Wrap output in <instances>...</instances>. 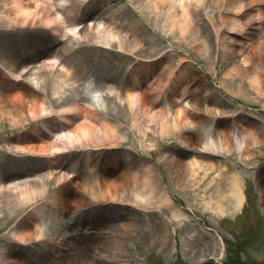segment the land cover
Listing matches in <instances>:
<instances>
[{"label":"bare ground","instance_id":"bare-ground-1","mask_svg":"<svg viewBox=\"0 0 264 264\" xmlns=\"http://www.w3.org/2000/svg\"><path fill=\"white\" fill-rule=\"evenodd\" d=\"M38 1L41 2L36 3ZM70 1L0 0L1 25H6L7 20H9L11 22L7 26L19 28V34L22 32L20 29H25L28 26L49 28V30L47 29L48 33L63 39L68 37L69 41L74 43V45L63 46L54 50V48L49 49L47 46L51 45V42L44 41L41 43L37 40L39 47L30 46L29 43L22 44L1 56L0 69L4 76L14 75L18 66L17 63L25 58L30 62L33 56L41 51L42 47L48 49L44 50L51 53L54 50L52 56L46 58L49 60L45 59V62H43L44 68L49 66V68L55 66L58 68L54 74L44 69L40 72H38L40 69H33L28 72L29 75L26 78L38 90L42 89L44 91L46 89L45 91L49 93L53 106L51 111L47 110L42 105L41 98L36 97L30 100L28 92L17 98L12 106L13 111L20 114L21 109L27 105L25 114L29 115L28 120L35 121L38 119L39 122L36 121L37 125L32 129L33 131H30L31 137L26 136L25 140H16L15 148L18 149L15 152L21 153L23 149H27L30 155H49L57 151H65L66 144L76 146L81 138L85 139L87 144L92 147L90 151H84L77 157L71 154H62L69 163L66 168H63V172L59 174L56 170L64 165L66 166V164L59 162L60 159L47 163L43 168L37 166L34 168V164L33 168L35 170L43 169L34 176L44 174V178L43 180L29 182L27 185H16L15 181L22 183L25 179L23 177L16 179L11 174L4 177L6 170L9 169V171L14 172L15 169L14 160L8 159L6 161L5 170L0 172L3 173L2 176L0 175L1 205L5 201L11 200V213H13V210L29 208L34 214V219L31 217V220L24 219L19 223L17 229L13 232L14 237L21 242L31 240L37 244L43 243L40 241V237L45 226L44 219L47 216L51 217L52 214L56 215L55 212H57L58 207L63 212L65 211V208H61L59 205L58 194L61 195L63 202L75 201L76 198H80L81 201L83 196L94 200L95 194H101V191L97 190V186L95 187L96 183L99 188L112 185L113 191L108 198L110 200L101 196V202L113 203L114 200L128 202L130 199V202H135L136 207H139L140 204L143 207L145 202L148 203L147 200H152L154 201L153 204L156 202L157 206L169 210L172 218H182L181 211L173 207L168 193L159 183L154 165L149 164L148 161L142 159L130 149L121 150L119 148L120 151H116L117 142L125 137L124 131L127 129L143 135L146 133L153 136L156 134V136L172 135L185 146L193 145L195 149L197 147L193 156L189 155L184 163L177 156L176 158L162 156L170 181L181 189L189 190L194 185L197 189L204 188L206 190L215 180L216 188L211 196V199L214 197V201H210L206 207L212 211L214 210L215 214H223L226 203L232 205L234 210L240 209L244 197L237 174H231L229 178L225 179L224 177L220 181L219 171L220 168H224L222 165L224 161L217 156L232 150L244 154V151L246 152L251 145L254 146L259 142L260 128L249 122V120L243 119V121H240L228 117L229 111L225 107L222 108L223 102L217 98L216 91L207 85L198 70L184 64L180 67H174L176 61L174 62L168 55L165 58L160 57L155 62L133 66L128 76H122L120 80L114 81V78H108L111 79L109 82L103 81L105 83L101 84L100 81L95 82L92 80L87 86L84 85L86 83L81 80L82 72L79 70L78 65H80L79 62L84 63L89 59L83 61V48H78L74 55L68 56V54L74 52L73 46L77 42L88 44L93 42L100 46L103 45L102 47L106 49L98 48L97 51L108 54L103 57V61L98 60L101 61L98 63H100L102 69L99 73L101 75L114 74L121 63L123 64L127 59V55L123 56L120 53H131L133 56V52L141 45L143 30L137 20L130 24L129 19L116 10L109 11L108 5L104 3L106 0H95V3L97 1L100 3L96 10L91 7L92 0H80V3L74 2L75 0ZM128 1L132 2V0ZM205 1L204 8V0H194L195 8L197 6L203 7L205 10L203 14H205L207 20L210 22L215 20L218 25L224 26L219 36L214 33L215 40H217L212 43L214 47L219 45L218 48L222 52L223 62L226 64L222 77L230 81L239 79L255 97L262 96L261 88L264 86V0H220V5L217 4V6L216 0ZM104 5L105 10L102 8ZM134 8L138 9L143 18L149 23L151 22L154 27L158 28L159 23L162 22L160 23L162 25L160 31L165 32L164 30H167L171 37L175 35L174 38L189 46L197 55H204L203 49H201L203 32L198 27L200 24L193 23L194 20H191L187 15L182 0H139ZM241 9L244 11L237 18L236 15ZM226 11L232 14L227 16ZM83 19H87L84 24L87 23L88 26H79L78 21ZM197 20L200 22L199 19ZM201 22L206 23L203 19ZM3 37L5 36L3 35ZM242 37L246 42L243 47L239 46L242 44L240 41ZM2 38L0 43L5 44ZM248 42L253 44L248 45ZM112 47L116 48L119 54L115 55L116 53L111 52ZM90 52L92 57H97L96 54L94 55L96 49ZM137 54L135 53V55ZM63 55H66V60L62 65L60 58ZM181 58L178 57L177 60ZM161 65H168L170 71L165 73L160 68L157 69ZM149 70H151V74H148ZM143 76L148 78L152 76L153 80H142L141 77ZM2 79L1 77L0 86H3L4 82L7 81V84L4 85L6 89H3L5 94L10 86V80ZM170 83L173 85L174 90L172 87H168ZM224 87L226 88V86ZM166 88L171 93H168ZM178 88H180L179 96L175 93ZM95 92H98L93 95L97 104L92 100L89 101L87 97L86 102L81 104L75 100L76 98L69 97L72 94L76 95V93L78 97H81V93L90 95V93L94 94ZM3 93L0 94V97L4 95ZM172 94L174 95L172 96ZM183 98L186 105L173 108L172 104L182 103ZM121 102L126 107H122V105H118V107L114 104ZM55 113L59 115L61 120L60 125L62 127L58 129H56L57 124L53 121ZM115 113L119 115L116 116ZM72 114H81L82 117L74 126L68 128L63 124L72 121ZM125 114H127V119H125ZM7 115L13 118L11 112H8ZM123 115L124 118H122ZM214 118L222 120L221 124L215 123ZM13 120L16 121V119ZM154 121L158 122L159 132L157 133L155 131L157 126L152 125ZM198 126L200 131L196 133L193 141L189 137V134L192 133L190 130ZM56 130L61 131V134L53 139L52 132H57ZM23 141L30 144L24 146ZM142 141L141 144L144 145V139ZM97 149L103 150L105 153L101 167L110 166L117 171L113 179L106 181L105 174H102L101 178H97L100 175L98 173L94 175L90 170L91 165L89 163ZM117 155L121 157V160L116 158ZM248 156L246 155L244 160ZM80 162L84 163L88 169L89 177L83 178L80 176L73 185L74 189L70 188L68 191L61 189L59 193L61 184L65 185L68 182L65 186L70 187V179L67 176L70 177L74 173V164ZM34 176L30 175V177ZM51 179H54V187L47 189L44 181ZM227 179L230 182V195H225ZM41 200L51 204L53 208L47 210L45 205L40 204ZM209 205L215 206V209ZM96 207L98 206L94 205L93 209L86 208L82 212L86 216L95 215L94 210L97 209ZM80 208L82 206H80V202H77L75 209ZM119 227L125 230L128 224H121ZM71 245L74 251H72L73 255L68 260L72 261L75 258L78 260L79 245L77 246V242L74 241ZM2 259L6 261V257Z\"/></svg>","mask_w":264,"mask_h":264},{"label":"rangeland","instance_id":"rangeland-1","mask_svg":"<svg viewBox=\"0 0 264 264\" xmlns=\"http://www.w3.org/2000/svg\"><path fill=\"white\" fill-rule=\"evenodd\" d=\"M216 1L217 6V4L220 5L222 0ZM137 2L139 0H132V2L128 0L104 1L105 5H108L109 11L116 10L129 19L130 24H133L134 20H137L139 26L142 27V39L144 38L142 42H149L151 44L150 50L142 54V59L155 58L161 52H165L163 53L164 58L168 55L174 62H177L178 57H184L186 59L184 65L197 69L207 82V85L216 91L218 94L217 98L236 110V120H249V122L256 124L260 128L259 134L261 135L259 136V142L255 146H250L246 152L244 151V154L238 153L237 150H232L227 154L226 160H223L222 155H219L222 157L221 160L224 161L222 164L224 168H220L219 171L220 181L224 177L225 179L229 178L231 174H237L244 197L241 208L234 210L232 205H227L226 203L224 205L225 214H215L214 210L212 211L206 207L210 201H214V197L211 199V196L216 188L215 180L206 190L204 188L197 189L194 185L189 190L181 189L170 181L162 156L166 155L175 158L177 156L184 163L189 158V155L193 156L197 147L195 149L193 145V147L191 145L185 146V144L172 135L151 138L150 134L146 133L144 136L148 143L150 141L155 146L150 148L148 145L147 149L143 152V149L137 146V139H142L143 136L134 130L130 131L127 129L124 133H126L128 139L126 142L122 141L118 144L116 151H120V149L137 151L141 157H144L149 163L154 164L159 174L161 186L168 193L173 207L179 209L183 217L179 219L172 218L169 210L159 205L157 206L156 202L153 204V209L150 212H146L143 207H136L135 202H130V199L128 202L114 200L113 203H109L94 201L88 197H81L79 195L81 201L80 198H76L75 201L63 202L61 195L58 194L59 205L61 208H65V211L63 212L58 207L57 212H55L57 214H52L55 217L50 218L47 216L44 219V235L47 239L45 240L47 244L45 242L32 243L26 250L18 249L16 246L18 243L17 239L13 236V232L22 220H31L33 218L34 214L31 209L13 210V213L3 219L0 225V256H6V261L0 258V264H202L210 259L213 260L210 264H264V108L261 107L264 96L255 97L239 79L230 81L222 77L226 64L223 62L222 52L218 48L219 45L218 47H214L212 43L217 40H215L214 33H217L219 36L224 26L218 25V22L215 20L210 22L207 20V17L204 18L205 21L207 20V26L205 22L203 24L200 22L202 24L200 27L203 28L200 30H204L202 44L204 41H208L206 44L211 47L210 49H206V47L201 46L204 55L199 56L189 46L182 44V41L174 38L175 35L171 37L167 30H164L165 32L160 31L162 26L160 23L162 22L156 28L151 22L146 21L141 12L134 8ZM99 5L98 1L95 3V0H92V9H97ZM213 6L215 5L213 4ZM198 9L199 13H201L202 8ZM204 12L205 10L202 11L201 15ZM225 14L229 16L232 13L226 11ZM0 28L3 27L0 25ZM10 28L13 27L11 26ZM13 29L16 30L3 33L5 36L3 38V35H0V40L2 38L3 41L11 43V46L8 45L10 47L23 43L39 47L37 42L39 39L48 41L49 38L50 41H54L53 35H47L38 27L26 28V30L22 29L26 33L24 35L16 33L19 30L18 28L14 27ZM13 36L17 37L14 38ZM240 41L242 44L239 46L243 47V44L246 43L244 38L242 37ZM40 42L42 43L43 41ZM63 43L66 44L67 42L64 41ZM247 44L252 45L253 43L248 42ZM44 49L43 47L41 48L38 56H41L47 50ZM82 51L84 55L83 61L90 59L84 62V68L81 67L83 70L81 80H83V83H86L84 84L86 86L92 80L95 82L100 81L99 83L101 84L108 78L119 79L124 66L131 62V59L125 60L116 69V73L114 74L101 75L99 71L102 69L100 63H98L101 61L98 60L103 61V57L107 56L108 53L96 50L94 55L96 54L95 56L97 57H92L91 49L84 47ZM2 54H4V51H0V56ZM205 54H207V57ZM209 54H214V57L212 55L209 57ZM212 65H216V68L213 69ZM161 70L166 73L169 72V68L167 67ZM145 79L143 76L142 80ZM9 83L10 86L7 88L5 94L3 91L6 89L4 85L7 84V81L4 82L3 86H0V94H4L0 97V119H2L0 120V172L5 170L4 168H6L5 165L8 159L14 160V172L8 169L5 171L4 177L11 174L15 178H19L26 174L34 175L38 171L43 170H35L34 168L36 166L43 168L48 163V160L44 158H30L28 156H22L21 158L13 156L17 153L15 150L18 149L15 148L16 140H25L26 136L31 137L30 131H33L32 129H34L35 125H37L36 123L39 121L38 119L35 121L28 120L29 115L25 114L27 105L21 109L20 114L13 111V103H10V100L14 91L13 89L17 85H14L13 81ZM168 87H172L174 90L171 83ZM27 90L29 91L30 100L31 98H36L39 94V92H35L34 94L32 91L34 89L30 86ZM45 90L44 93L48 96L49 93ZM167 92L171 93L168 89ZM175 93L179 96L180 88ZM80 95L81 97H78L76 93V95L72 94L69 97L72 99L73 97L76 98L75 100L79 104L86 102L87 98L89 101L93 100L92 93L90 95L81 93ZM183 102H185L184 98L180 104L173 103V108L184 105L185 103ZM8 112H11L13 118L7 115ZM71 117L72 121L65 122L63 125H74L79 122L82 116L81 114H72ZM13 119H16V121ZM214 122L221 124L217 119ZM60 127L62 126L59 125ZM190 131L192 133L189 134V137L194 141L196 133L200 130L192 129ZM23 144L25 146L30 143L23 141ZM77 145L67 144L64 154H71L77 157L82 152L92 149L85 139L83 140L82 138ZM154 148L156 149L152 152L151 150ZM25 150L27 149H23V151ZM246 155L249 156L244 160ZM97 157H101L102 160L104 159L105 153L103 150H96L89 163L90 167L95 166L99 170V174H105L104 178L106 181L113 179L117 171L113 170L114 167L110 166L103 168L100 165L99 167L100 163H95ZM116 158L121 160V157L118 155ZM218 158L220 159V157ZM59 162L66 164L63 167H67L69 163L62 155ZM74 165L77 175L76 179H72L70 175V187L65 186L68 182H65V185L61 184L59 186V193L61 189L67 191L70 188L72 189L80 176L88 178L86 176V174H89L88 169L84 163L80 162ZM2 174L0 173L1 176ZM53 180L44 181L47 189L54 187ZM226 185L225 195H230L231 189L228 179ZM103 191L101 189L99 196L105 197ZM106 199L110 200L108 197ZM147 201L149 203L153 202L152 200ZM77 202H80V206H82L78 211L75 209ZM94 205L98 206L94 210L95 215L86 216L82 212L86 208L93 209ZM209 206L215 209V206ZM1 207L0 203V209ZM45 207L47 210H51V205L47 204ZM121 224H128V227L125 230L120 229L121 227L119 226ZM12 240L16 247L9 244V241ZM72 241L77 242V246L79 245L80 249L77 252L78 260L75 258L70 261L68 258L73 255L72 251H74L71 245ZM6 254H10V256ZM66 261L69 262L66 263Z\"/></svg>","mask_w":264,"mask_h":264}]
</instances>
